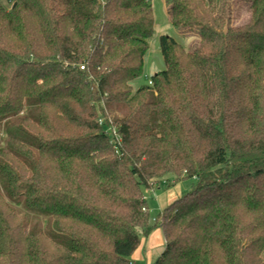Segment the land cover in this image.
Listing matches in <instances>:
<instances>
[{"label":"trees","instance_id":"16d2710c","mask_svg":"<svg viewBox=\"0 0 264 264\" xmlns=\"http://www.w3.org/2000/svg\"><path fill=\"white\" fill-rule=\"evenodd\" d=\"M7 2H13L8 8ZM0 0V264H264V0ZM81 66H85L84 69ZM194 178L151 222L146 189Z\"/></svg>","mask_w":264,"mask_h":264},{"label":"rangeland","instance_id":"374dc122","mask_svg":"<svg viewBox=\"0 0 264 264\" xmlns=\"http://www.w3.org/2000/svg\"><path fill=\"white\" fill-rule=\"evenodd\" d=\"M152 2L155 15V34L151 40L150 49L146 58L145 74L139 81L135 82L136 85L148 82L153 74L165 68L164 57L159 46V37L162 34L175 36L184 42L187 49H192L199 41L198 31L194 30L183 33L172 25L169 15V0H152ZM231 2L233 23L238 25L246 21L248 18L247 0H231ZM6 4L10 8L13 2L6 1ZM168 179L161 180L160 185L159 183H155L150 190L146 189L145 196L153 224L155 223L154 220L158 218L166 206L186 192L192 190L193 184L196 182L194 178H184L180 181H176L173 177H169ZM158 185L159 187H156Z\"/></svg>","mask_w":264,"mask_h":264},{"label":"crops","instance_id":"0c3cea01","mask_svg":"<svg viewBox=\"0 0 264 264\" xmlns=\"http://www.w3.org/2000/svg\"><path fill=\"white\" fill-rule=\"evenodd\" d=\"M159 185L156 187H159ZM156 219L154 220L155 224ZM165 241L166 240L162 228L160 226H155L149 235L142 238L139 248L132 255V263L154 264L156 258L164 249Z\"/></svg>","mask_w":264,"mask_h":264},{"label":"built area","instance_id":"2783aa9c","mask_svg":"<svg viewBox=\"0 0 264 264\" xmlns=\"http://www.w3.org/2000/svg\"><path fill=\"white\" fill-rule=\"evenodd\" d=\"M81 68L84 69L85 66H81ZM149 84H150V85H153V81H152L151 79H149Z\"/></svg>","mask_w":264,"mask_h":264}]
</instances>
